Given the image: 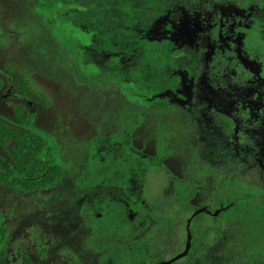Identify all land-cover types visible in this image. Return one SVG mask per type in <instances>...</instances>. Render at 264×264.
<instances>
[{
  "label": "rangeland",
  "instance_id": "1",
  "mask_svg": "<svg viewBox=\"0 0 264 264\" xmlns=\"http://www.w3.org/2000/svg\"><path fill=\"white\" fill-rule=\"evenodd\" d=\"M131 3L0 0V120L47 140L64 169L50 189L24 193L0 185V225L7 228L0 264H83L87 253L86 264L176 260L187 247L192 208L215 215L222 205L219 229L205 242L195 231L199 221L214 223L212 216L201 212L189 225L192 248L177 264H264V192L247 183L251 173L234 156H222L225 165L221 152L202 151L195 132L193 139L185 135L184 121H167L147 107V21L158 13ZM115 20L126 26L127 42L136 27L141 31L136 46L132 40L124 50L117 40L121 60L97 53L109 40L90 44L101 25ZM151 46L159 63L168 45ZM19 74L50 97L49 108L19 94ZM129 79L136 88L123 89ZM19 103L30 112L26 125L14 115ZM8 148L0 147L4 169L11 166Z\"/></svg>",
  "mask_w": 264,
  "mask_h": 264
},
{
  "label": "flooded vegetation",
  "instance_id": "2",
  "mask_svg": "<svg viewBox=\"0 0 264 264\" xmlns=\"http://www.w3.org/2000/svg\"><path fill=\"white\" fill-rule=\"evenodd\" d=\"M129 6L147 7V13H158L152 23L147 21V107L163 113L167 121L187 123L185 135L193 139L195 132L203 144L202 151L207 148L214 157L221 152L219 161L222 156L225 161L228 155L234 156L240 167L251 173L247 183L264 192V0H134ZM115 21L112 27L101 25L97 39L91 43L109 40L97 53L106 58L112 54L121 60L126 57L123 51H117L115 39L119 37L114 29L126 26ZM151 43L168 45L159 63L153 61ZM150 72L159 80H152ZM160 86V92L150 90ZM121 87L136 85L129 79L121 82ZM177 112L182 113L180 118L175 117ZM215 161L213 158V167L217 166ZM133 198L132 203L140 206ZM221 207L215 215L209 207L192 208L196 212L185 229L187 247L177 261L164 259L158 263L147 258L144 264H177L179 259H186L194 240L189 225L201 212L212 216L214 223L199 221V232L195 231L197 240L205 242L206 236L219 229L217 216L226 210V206Z\"/></svg>",
  "mask_w": 264,
  "mask_h": 264
},
{
  "label": "trees",
  "instance_id": "3",
  "mask_svg": "<svg viewBox=\"0 0 264 264\" xmlns=\"http://www.w3.org/2000/svg\"><path fill=\"white\" fill-rule=\"evenodd\" d=\"M136 34H140L139 27H136ZM118 32L119 41H123V49L126 44L136 41L130 36L127 40L126 29L123 27L115 28ZM139 30V31H138ZM138 31V32H137ZM97 37H94L96 40ZM96 45L97 43H91ZM93 53V48L90 49ZM133 82V81H132ZM3 81L0 78V89ZM15 87L19 94L27 101H31L41 108L47 109L51 106L50 97L25 74H19L15 80ZM16 121L20 125H26L30 120V112L22 103L13 107ZM0 147H9L8 156L11 161L10 168L0 167V185L7 189H14L24 193H33L46 190L57 185L63 174V166L57 161L55 152L51 145L44 138L9 126L0 120ZM7 238V228L0 225V251Z\"/></svg>",
  "mask_w": 264,
  "mask_h": 264
}]
</instances>
